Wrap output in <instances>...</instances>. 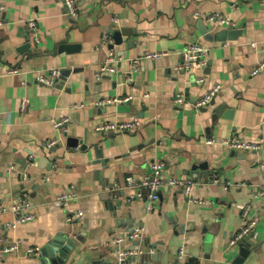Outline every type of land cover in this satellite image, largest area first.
Returning <instances> with one entry per match:
<instances>
[{
    "label": "crops",
    "instance_id": "crops-1",
    "mask_svg": "<svg viewBox=\"0 0 264 264\" xmlns=\"http://www.w3.org/2000/svg\"><path fill=\"white\" fill-rule=\"evenodd\" d=\"M75 1L78 16L71 19L62 0H0V239L21 240L17 252L0 254V264H55L25 251L45 248L58 234L78 239L61 264H123L121 254L137 242L145 264H174L180 249L183 264H231L238 246L229 241L243 228L247 206L257 223L244 264H264V197H252L264 187V72L250 76L264 58V0ZM202 19L210 35L228 30L224 41H205ZM113 24L126 34L119 46L109 35ZM193 42L208 48L206 66L179 70ZM155 52L167 55L142 59ZM110 53L116 71L100 74ZM54 68L71 70L60 89L36 82ZM10 69L19 73L4 74ZM215 85L214 104L194 110L192 103ZM176 93L184 96L181 107L173 104ZM64 119L59 132L54 122ZM133 120L140 123L135 131H96ZM232 137L261 148L241 153L219 143ZM68 140L78 145L68 147ZM157 161L166 164L165 178L192 179L191 200L163 184L148 212L143 199L130 200L142 189L126 187L125 179L147 176ZM71 187L77 199L56 203ZM20 201L29 205L20 215L34 220L15 223L20 215L12 207ZM77 211L83 216L68 222ZM135 230L140 238L129 240Z\"/></svg>",
    "mask_w": 264,
    "mask_h": 264
},
{
    "label": "built area",
    "instance_id": "built-area-1",
    "mask_svg": "<svg viewBox=\"0 0 264 264\" xmlns=\"http://www.w3.org/2000/svg\"><path fill=\"white\" fill-rule=\"evenodd\" d=\"M62 4L64 7V12L67 14L68 17L71 19H75L78 16V6L75 0H62ZM3 11V7L0 6V14ZM195 16L197 18L202 17L207 22H220L221 24H228V21L224 18L217 16V15H205L201 16L199 13H195ZM29 27L32 28V30L36 29V23L30 22ZM38 39L35 38V43L37 44ZM262 53L264 54V46L262 48ZM209 50L207 47H205L203 44L199 42H193L186 45L184 50L181 53V62L178 66L179 70L182 71H190L193 69H202L206 66L207 58H208ZM166 53L162 52H155V53H147L145 54L142 59H146L149 61H156L164 56H166ZM141 59V58H140ZM140 59L134 60L132 62L134 71L136 70L137 63ZM118 63L117 60H115L113 53H110L109 58L107 62L101 67L100 74L103 73H114L116 71V64ZM264 72V58L260 60L257 64H255L251 70H250V76H256L257 74ZM18 70L10 69L6 71L4 74L6 75H16L18 74ZM2 73L0 72V75ZM62 75V71L59 69H51L46 74H38L36 76V82L44 85L46 87H49L51 89H60V84H62L59 79ZM203 79L198 78L196 80V84H202ZM220 86L215 85L212 88H210L203 96L198 98L196 101L192 103V108L194 110H201L203 108H206L210 105L214 97L219 93ZM130 101L129 99H116L114 100V103H124ZM173 104L176 107H181L184 104V96L180 93L174 94L173 97ZM27 109V102L24 101L22 103L21 110L25 111ZM68 124V120H60L57 122H54V127L57 131H65L66 125ZM140 123L137 120H133L132 122H126V123H107L99 126L96 131L101 134L102 136H109L111 134H121L126 132L135 131L139 128ZM214 140L207 139L206 143L211 144ZM58 142L57 140L52 141L49 143V147H53ZM221 145L226 146L227 148L241 153H247V152H258L261 148L260 144L252 143V142H245L241 141L238 138H226L219 141ZM166 169V164L162 161L153 162L150 165L149 174L143 178L135 179L133 176H128L125 179V186L128 188H134V187H140L142 189L141 193H138L137 195H131L130 200H134V198H139L144 200V206L145 210L148 212L152 211L154 209L155 204L159 201V188L161 185L166 184L171 188H176L179 191H181L186 198L191 200L190 198V190L193 184V181L191 178H165L164 172ZM209 178L212 180V182L217 181V176L215 174H210ZM118 188V185L115 186L113 189L114 191ZM78 195L75 191L74 187H71V189L58 196L56 199V203L59 204H66L67 202L73 201L77 199ZM253 199L264 197V187L255 189L252 193ZM28 203L26 201H20V203H17L15 206L12 207V212H14L17 215H20L24 209L28 207ZM3 211V210H0ZM83 216L82 211H77L75 214H70L67 217L68 222H72L74 220H78ZM242 217L245 220V224L241 231L237 234H235L229 241V246L234 247L238 246L240 242L245 238L250 236L254 230L257 223L256 218H250V207L247 206L242 212ZM34 220V216L32 214H22L20 216H17L15 223L16 224H23ZM127 238L129 240L135 241L140 238L139 231H133L132 233L127 235ZM122 240V238L116 240L115 242L118 243ZM21 247V240H15L14 242L10 244H5L2 242V239H0V254H10L17 252ZM25 254L27 256H41L42 249L40 247H33L28 248L25 251ZM127 257V254H121V260H125ZM183 257V250L180 249L177 254V258L174 264H183L182 262Z\"/></svg>",
    "mask_w": 264,
    "mask_h": 264
},
{
    "label": "water",
    "instance_id": "water-1",
    "mask_svg": "<svg viewBox=\"0 0 264 264\" xmlns=\"http://www.w3.org/2000/svg\"><path fill=\"white\" fill-rule=\"evenodd\" d=\"M203 22L204 21L202 19L201 24H199V27H200V33L203 36L205 41H208V42H211L213 40L224 41V39L228 35V30L221 31L213 36L209 34L210 28L208 26H205ZM115 27L116 26L114 24L110 26L109 35L112 37L114 45L119 46L122 44V42H124L123 37H125L126 34L124 30L123 31L116 30ZM236 34L237 33L235 32L233 33L234 36ZM127 44L131 46V42H127ZM24 47H29V46L27 45ZM70 73H71V70L63 71L59 81L63 83L69 77ZM211 104H214L213 100ZM224 106H225L224 104L218 106L216 108L215 113L217 114L220 113L225 108ZM77 145L78 144L76 140L67 141L68 147H76ZM52 150H54V148ZM98 158L100 157L98 156ZM251 238L252 236L245 237L240 242V244L238 245V255L231 262V264H244V262L250 255L251 245L253 246V242H251ZM77 240L78 239L65 236L64 234H58V236L54 238L48 246L42 249L41 257H42L43 263L46 261L50 263L61 264L63 261L66 260L68 254L72 251L73 247L77 244ZM139 244L141 243L140 242L133 243L132 248L129 250L130 253L125 258L123 264H132V263L145 264L146 263L148 255L145 256V255L139 254Z\"/></svg>",
    "mask_w": 264,
    "mask_h": 264
}]
</instances>
